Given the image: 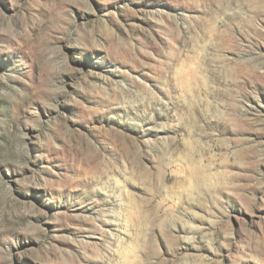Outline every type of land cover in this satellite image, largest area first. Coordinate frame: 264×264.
Wrapping results in <instances>:
<instances>
[{
  "label": "rangeland",
  "instance_id": "rangeland-1",
  "mask_svg": "<svg viewBox=\"0 0 264 264\" xmlns=\"http://www.w3.org/2000/svg\"><path fill=\"white\" fill-rule=\"evenodd\" d=\"M0 264H264V0H0Z\"/></svg>",
  "mask_w": 264,
  "mask_h": 264
}]
</instances>
